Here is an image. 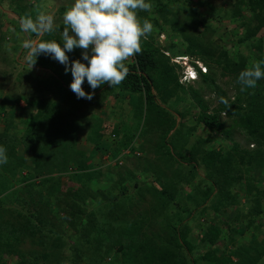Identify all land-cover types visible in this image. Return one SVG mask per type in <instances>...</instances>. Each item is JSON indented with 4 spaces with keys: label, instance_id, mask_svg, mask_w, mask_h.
Masks as SVG:
<instances>
[{
    "label": "trees",
    "instance_id": "16d2710c",
    "mask_svg": "<svg viewBox=\"0 0 264 264\" xmlns=\"http://www.w3.org/2000/svg\"><path fill=\"white\" fill-rule=\"evenodd\" d=\"M7 1L19 18L34 17L25 14L30 2ZM148 2L151 10L137 15L153 30L125 61L127 77L94 91L85 82L91 100L77 99L71 73L49 56L32 66L48 76L31 77L28 63L6 59L0 37L8 67L0 80L8 158L0 166V264H264V79L243 90L237 81L264 61V0ZM1 17L0 9V26ZM230 19L241 29L222 35L233 52L213 38ZM58 38L55 29L37 43ZM178 43L177 55L207 68L193 83L179 82L180 67L166 54ZM81 51L67 53L69 62ZM204 93L215 94L212 106ZM150 142L156 159L171 162L166 168L139 162L135 152L149 159ZM124 150L122 165L92 163Z\"/></svg>",
    "mask_w": 264,
    "mask_h": 264
},
{
    "label": "clouds",
    "instance_id": "9594fccd",
    "mask_svg": "<svg viewBox=\"0 0 264 264\" xmlns=\"http://www.w3.org/2000/svg\"><path fill=\"white\" fill-rule=\"evenodd\" d=\"M62 8L58 9L66 26L62 42L25 41L22 47L28 50L26 63L31 68L39 55L49 56L63 65L66 73H71L69 87L77 99L91 100L92 92H85L82 87L85 82L94 91L104 84L118 86L127 77L125 61L141 52V40L153 30L149 20L145 19L141 23L137 11H150L151 4L148 0H73L70 7L64 8V13L60 11ZM20 27L25 33H51L53 18L44 14L38 15L35 20L25 17L20 21ZM77 48L82 50L81 59L69 62L67 53ZM166 54L170 61L180 67L179 82L182 84L197 81L198 70L202 73L207 71L199 60L189 56H172L168 52ZM187 71L194 75L192 79ZM261 79H264V61L242 70L237 77L242 90L255 87ZM7 162L6 149L0 146V166Z\"/></svg>",
    "mask_w": 264,
    "mask_h": 264
},
{
    "label": "rangeland",
    "instance_id": "374dc122",
    "mask_svg": "<svg viewBox=\"0 0 264 264\" xmlns=\"http://www.w3.org/2000/svg\"><path fill=\"white\" fill-rule=\"evenodd\" d=\"M26 2H30L28 4L25 5V14L26 15H30V13L35 14L34 17H31L32 19H36V17L38 15L44 14V15H49L53 18V31L56 29L60 32L61 36H63V31L65 29V25L63 22V15H60L58 13V9L62 6L65 9H67L68 7L71 6L73 0H39L36 3V0H24ZM19 2V1H18ZM151 3V1H150ZM24 6H22L23 8ZM64 8H62V11L65 12ZM0 9H1V17L2 18V25L0 26V37L2 36V34L4 35V38L6 39L5 41H3V49L5 50L4 54H7L5 57L7 60L9 58H15L16 60H18V63L23 67L26 63V58H27V54H28V50L24 49L22 47L23 43L27 40H31L33 43L37 42V39L39 36L43 35H33L30 32L29 33H25L24 31H22L21 27H20V21L22 20L21 18L18 17V14L14 13V11L12 9L9 8L8 5V1L7 0H3L0 3ZM200 10V9H199ZM63 12V13H64ZM245 17L247 18L248 15L245 14ZM19 24L20 27V31L18 32L16 30V27ZM232 26H236V31L237 33L241 31L240 27H239V21L237 20H224L221 25H219L217 32L214 34L215 41H218V44L220 46H226L228 47V50L232 52L235 51L234 48H231V43H230V38L229 37H224L222 39V35L230 30V28ZM52 38V37H50ZM15 39V41H14ZM173 41H176L175 37L171 38ZM222 39V40H220ZM11 40V41H10ZM59 41H62V39L58 38ZM166 33H163L159 36V42L161 45H166ZM178 46H176L177 49H175L174 51H171L168 53H170V55L175 56L177 55L178 52H182V48L183 45L181 43L177 44ZM182 45V46H181ZM7 65H5L4 63L1 64L0 63V80L1 77L4 73H7ZM30 68V66H29ZM31 71H28L29 74H32L31 77H38V78H43V77H47L48 76V71H45L43 69V67H41L40 65L35 66V67H31L30 68ZM27 74V75H29ZM12 79H9L7 81H5L3 83L4 85V93L9 92L12 89V83H11ZM24 81V80H23ZM24 83V82H23ZM21 87V85H20ZM23 88V86H22ZM204 99L207 103H209L212 106V103H214L216 100V96L213 93H204ZM22 104V103H21ZM23 105V104H22ZM189 122H193V119H190ZM233 137L235 140H237L238 142H240L243 146H246L248 144V148H252L253 144L250 142H247L245 140V137L243 138V134L239 131L234 132ZM137 143H140L142 140L138 139L136 140ZM81 144L82 146H85V141H83V139H81ZM150 147L151 152L149 153V156H151L149 159H146L145 156L146 154L144 152H140L137 151L135 152L136 156H143V158L140 159L139 162H141L142 166L146 167L148 170H152V168L158 167L159 170V166L161 168H166L165 166H167L166 164H170L171 162H169V159L167 157H160L158 159H156V154H155V150L157 149V147H153L154 142H150ZM177 151V150H176ZM143 153V154H142ZM127 151H121L119 153L118 156H116L115 158H112L110 155L105 154V155H101V154H97L94 158H93V162L94 164L100 165V166H105V165H109V166H115L116 165H122L123 161H124V157L127 155ZM166 154V153H165ZM129 155H131L129 153ZM154 155L155 159H152ZM180 157V156H179ZM132 161L134 163L135 158L132 157ZM148 162H150L149 165H146ZM27 163H30V161H28ZM133 164L130 166L132 167ZM170 169H174L173 166H170ZM164 170V169H163ZM162 170V171H163ZM199 171V170H198ZM172 173V171L167 170L164 174L169 176V174ZM140 178H143V176L141 175ZM150 181H152V179H150ZM64 233H68V230H65Z\"/></svg>",
    "mask_w": 264,
    "mask_h": 264
},
{
    "label": "bare ground",
    "instance_id": "6f19581e",
    "mask_svg": "<svg viewBox=\"0 0 264 264\" xmlns=\"http://www.w3.org/2000/svg\"><path fill=\"white\" fill-rule=\"evenodd\" d=\"M188 76H189L190 79H192L194 77V75L191 72H188Z\"/></svg>",
    "mask_w": 264,
    "mask_h": 264
},
{
    "label": "built area",
    "instance_id": "2783aa9c",
    "mask_svg": "<svg viewBox=\"0 0 264 264\" xmlns=\"http://www.w3.org/2000/svg\"><path fill=\"white\" fill-rule=\"evenodd\" d=\"M203 70H205V68H202Z\"/></svg>",
    "mask_w": 264,
    "mask_h": 264
},
{
    "label": "crops",
    "instance_id": "0c3cea01",
    "mask_svg": "<svg viewBox=\"0 0 264 264\" xmlns=\"http://www.w3.org/2000/svg\"><path fill=\"white\" fill-rule=\"evenodd\" d=\"M84 141V140H83ZM85 145V144H84Z\"/></svg>",
    "mask_w": 264,
    "mask_h": 264
}]
</instances>
